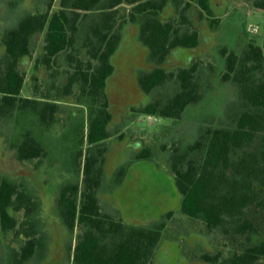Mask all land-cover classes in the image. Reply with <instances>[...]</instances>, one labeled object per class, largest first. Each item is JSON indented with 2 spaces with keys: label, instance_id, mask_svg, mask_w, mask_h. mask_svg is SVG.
I'll list each match as a JSON object with an SVG mask.
<instances>
[{
  "label": "trees",
  "instance_id": "16d2710c",
  "mask_svg": "<svg viewBox=\"0 0 264 264\" xmlns=\"http://www.w3.org/2000/svg\"><path fill=\"white\" fill-rule=\"evenodd\" d=\"M169 1L155 0L138 7L143 17L142 38L159 63L155 69L143 72L138 83L146 93L153 94L173 79L175 90L168 96L153 95L142 109L134 110L139 114L171 118L174 122L154 132L155 145L142 146L135 158L153 159L156 154L169 153L167 164L181 195L180 210L190 218L201 219L209 230L229 239L225 243L227 255L224 256L222 251L216 255L205 254L208 260L216 263L222 257L220 264H264V218L253 215L257 208L264 211V43L250 42L239 52L232 49L223 61L222 80L232 83L236 90V105L229 108V121L224 125H198L193 139H179L180 135L173 137L175 134L169 135L168 132L184 120L186 111L201 103L205 95L198 79V61L177 71L160 65L171 48L178 45L195 47L199 43L197 30L185 29L174 19L167 22L161 19L160 10ZM172 1L177 3L180 12L191 4L187 1L181 7L182 0ZM120 2L61 0L58 11L52 14L50 9L30 12L12 29L3 32L0 35V43L5 46L0 50V117L30 106L45 124L54 120L57 103L21 96L25 82L21 64L25 56H32L37 34L44 35V42L36 64L42 62L46 67H52L60 56L69 63L76 59L74 78L79 81L80 90L94 99L102 96L115 67L111 58L118 43L117 5ZM198 2L208 13L213 12L208 0ZM98 3L107 10L106 19L92 30L93 36L84 35L79 12L89 11ZM254 6L264 9V0H254ZM183 22H188L187 17H183ZM83 49L91 55L87 61L79 56ZM69 86L65 85L67 92ZM109 105L108 101L99 107L90 105L86 140L91 148L104 144L112 136ZM156 140L160 142V153L155 148ZM17 151L22 161L45 153L43 145L36 143L29 134L18 144ZM96 151L97 154L93 151L85 154L82 163L84 198L81 207L73 195L79 193V185L68 184L61 190L64 221L71 229L77 220L84 225L76 248L77 261L79 264L94 261L101 264H147L162 238L167 221L158 222L151 228L124 225L118 234L103 227L96 230L95 223L101 220L97 219L101 212L96 191L103 179L100 155L104 148ZM82 152L79 150L76 156L80 158ZM87 197L89 204L86 203ZM36 211L37 203L31 192L0 174V231L14 232L17 238L26 237L24 243L14 249L11 264H28L41 246V237L36 236L39 231L31 223ZM257 211L258 214L261 212ZM21 213L24 214L23 221L18 218ZM172 216L173 212H169L168 218ZM105 224L103 219L102 225ZM109 239L123 241L122 249L113 250V247L100 243Z\"/></svg>",
  "mask_w": 264,
  "mask_h": 264
},
{
  "label": "rangeland",
  "instance_id": "374dc122",
  "mask_svg": "<svg viewBox=\"0 0 264 264\" xmlns=\"http://www.w3.org/2000/svg\"><path fill=\"white\" fill-rule=\"evenodd\" d=\"M182 1V6L187 1L191 3L186 12L188 22L182 26L197 30L200 42L192 50L180 48L177 61L173 59L168 62L171 60L169 55L162 67L177 71L182 66L196 61L199 63L198 79L200 86L204 87L205 97L201 103L190 107L185 119L168 132L169 135L175 134L173 137L180 135L179 139L188 140L194 138L198 125H224L229 121V108L236 105V90L232 83L222 80L223 61L232 49L239 52L250 42L263 45L264 9L254 6V0H208L213 11L208 13L198 0ZM171 3L166 4L162 17L164 20L174 18L177 24L180 19L178 10ZM126 7L128 12L130 6ZM60 8L61 0H0V34L12 29L30 12L50 9L49 13L52 14ZM106 11L98 3L89 11L79 12L84 35L93 36L92 30L105 21ZM117 15L118 43L111 58L115 67L106 81L102 96L94 99L80 90L79 81L74 78L76 59L69 63L60 56L52 67H46L42 62L36 64L43 52L44 42V35L37 34L32 56H25L21 64L25 72L21 96L57 103L54 120L45 124L30 106L25 110L16 109L14 114L7 117H0V174L26 188L37 203L36 215L31 218V223L39 231L36 236L41 237V246L28 264H61L66 261L64 253L61 255L60 251L64 250L67 254L72 236L63 223V206L58 204L59 195L68 184L79 185V191L83 189L82 163L85 154L92 151L97 154L99 148H104L100 155L103 179L99 190L108 205L114 203L116 208L119 207L127 222L155 223V220H166L168 225L167 230L163 231L162 242L173 239L176 230L179 237L199 235L202 240L196 249H190L188 253L193 257L190 264H220L222 257L214 263L203 258V255H216L219 251L227 255L225 243L229 239L209 230L201 219L190 218L180 210L181 195L167 164L169 153L156 154L157 157L153 159L135 158L142 146L155 145V138L152 139L154 132L174 121L157 114H139L134 109H142L153 95L172 94L176 83L170 79L153 94L146 93L140 87L139 75L151 71L154 63L147 61L148 47L138 40V20L123 21L118 7ZM1 48L3 50V46ZM79 56L84 61L91 58L86 49ZM69 84L70 90L67 92L64 88ZM107 101L112 113L109 123L112 136L104 144L91 148L86 140L90 105L99 107ZM26 134L43 145L45 153L38 158L22 161L17 146ZM155 142L159 152L160 142ZM79 150L83 151L80 158L76 156ZM170 210L173 217L168 220L164 213ZM257 210L261 212L258 214ZM257 210L253 211V215L264 218V211L261 208ZM18 218L23 221L24 214L21 213ZM19 237L14 232L0 231V264H11L14 249L26 240L25 235ZM239 240L243 241V238Z\"/></svg>",
  "mask_w": 264,
  "mask_h": 264
},
{
  "label": "flooded vegetation",
  "instance_id": "af4514ba",
  "mask_svg": "<svg viewBox=\"0 0 264 264\" xmlns=\"http://www.w3.org/2000/svg\"><path fill=\"white\" fill-rule=\"evenodd\" d=\"M145 2L154 3L155 0H121V2L117 5V7L120 9L123 21H125L127 19L135 20V21L138 20V23H140V25L138 26L139 28L136 30L138 32L137 37H138V40L141 41L143 45L148 47L147 61L154 63V66L151 69V70H153V69H155V67L158 66L159 63L152 57L149 46L144 42V40L142 38V35H143V32H142L143 17L141 15V13L138 12V7L142 3H145ZM170 2H172L171 4H174L175 8L178 10L177 15L180 17V19H179L180 23L182 25H183V23L184 24L187 23V22H183V17L184 16L187 17L186 16L187 9L184 10L183 12H180L181 9L179 7H177V3L170 0L167 4H169ZM186 3L184 5H186ZM126 6H130V9H128V12H127ZM183 6L181 4V7H183ZM200 6L203 9V6L201 4H200ZM165 8H166V6L160 10L159 15L164 22H167V21L172 20V19L164 20V18L162 17V11H164ZM140 21H142V22H140ZM179 21H177V22L179 23ZM183 27L186 29V26H183ZM1 34H3V32ZM199 42H200V38H199ZM0 46L1 47L3 46V50L5 49V46L3 44H0ZM180 48H189L191 50L194 49V47H186L183 45L175 46V47L171 48V50L167 54L166 58L164 59V61L160 65H162L165 62V60L167 59V57L169 55H170L169 59H171V60L168 62H172L173 59H175L177 61V59H176L177 58V51L180 50ZM0 50H2V48ZM172 56H173V58H172ZM138 81H139V77H138ZM82 183H83V181H82ZM99 187L97 188L96 196L98 198L97 203L99 204V207H100L101 216L97 217V219L101 218V220L98 221V223L97 222L95 223V224H97V225H95L96 230L103 227L106 229H110L112 234H118V230L123 229L124 225H126V227H129V228H141V227L151 228V227L157 226L158 222L156 220H155V223L154 222L140 223V222H133V221L132 222L131 221H129V222L125 221L123 219L124 217H123L119 207L116 208L114 203L110 204L111 205L110 206L104 201V199L100 195ZM83 194L84 193L82 192V190H80L79 193H73V195L76 196L75 198H76V202H77L79 208L81 207V205L83 203V198H84ZM60 196H61V193L59 195L58 204L60 206H62ZM86 203L87 204L90 203V200L88 197L86 198ZM105 209H107L108 211ZM171 211L172 210L166 211L164 213V215H166L168 220H171L173 217L172 216L171 218H168V214ZM103 219H105V221H106V224L104 226L102 225ZM129 220H131V219H129ZM63 223H64V226L67 227L69 229V231L71 232L72 241H71V244L67 248V254H65L64 250H63V252L60 251L61 255L64 253L63 256H64V259L66 260V261H62L61 264H79V262L77 261L78 259L76 257V248H77L78 242L80 241V236H81L80 234L84 228V225H82L77 220L74 228L71 229L65 221H63ZM167 225L162 230V238L155 245L154 250H153V254L149 258L147 264H190L191 260H193V257H190L188 255V253L190 252V249L191 250L196 249L195 247L197 246L199 241L202 240V238H199V235H195V236L185 235V236L179 237V232L176 230V232L174 233L175 235L174 234L172 235L173 239H167V240H164V242H162L163 231L167 230ZM109 236H110V233H109ZM100 243L108 245V247H113V250L114 249L120 250L123 247V241H116L114 239L101 241ZM70 252H71V254H70ZM203 258L208 260L204 255H203ZM136 262L138 263V261H136ZM88 264H101V263H100V261H94L91 263L88 262Z\"/></svg>",
  "mask_w": 264,
  "mask_h": 264
},
{
  "label": "built area",
  "instance_id": "2783aa9c",
  "mask_svg": "<svg viewBox=\"0 0 264 264\" xmlns=\"http://www.w3.org/2000/svg\"><path fill=\"white\" fill-rule=\"evenodd\" d=\"M149 118H151V116Z\"/></svg>",
  "mask_w": 264,
  "mask_h": 264
}]
</instances>
